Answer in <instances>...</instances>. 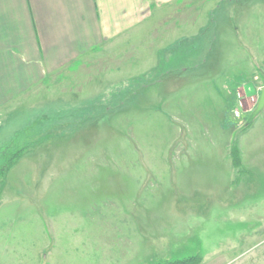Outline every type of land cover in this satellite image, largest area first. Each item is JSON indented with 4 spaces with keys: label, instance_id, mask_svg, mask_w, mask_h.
<instances>
[{
    "label": "rangeland",
    "instance_id": "1",
    "mask_svg": "<svg viewBox=\"0 0 264 264\" xmlns=\"http://www.w3.org/2000/svg\"><path fill=\"white\" fill-rule=\"evenodd\" d=\"M186 8L206 23L189 38L154 43L155 29H144L125 54L84 68L80 79L92 86L77 90L68 76L66 91L36 95L28 125L9 117L1 161L26 150L3 183L0 264L194 255L201 264H264V109L255 114L264 0ZM234 142L242 165L231 168Z\"/></svg>",
    "mask_w": 264,
    "mask_h": 264
},
{
    "label": "crops",
    "instance_id": "2",
    "mask_svg": "<svg viewBox=\"0 0 264 264\" xmlns=\"http://www.w3.org/2000/svg\"><path fill=\"white\" fill-rule=\"evenodd\" d=\"M189 1L0 0V132L15 117L18 124L28 125L36 95L66 91L68 76L74 77L70 81L77 83V90L92 86L91 79L87 85L80 79L84 68L112 60L115 52L125 54V46L141 43L144 29H155V36L149 33L154 43L189 38L190 29L206 24L199 16H188ZM180 8L185 10L182 20L177 16ZM140 64L146 67L142 58Z\"/></svg>",
    "mask_w": 264,
    "mask_h": 264
},
{
    "label": "trees",
    "instance_id": "3",
    "mask_svg": "<svg viewBox=\"0 0 264 264\" xmlns=\"http://www.w3.org/2000/svg\"><path fill=\"white\" fill-rule=\"evenodd\" d=\"M253 122L254 121L252 119L250 122H248L245 125L246 128L244 132H247L251 128ZM25 150L26 148L15 149L12 150L11 154H8L6 151L3 150L4 152L2 151L3 153H1L3 155L2 157L3 161H1V157H0V161H1L0 162V205H1V197L3 192V183L6 177L8 176L9 171L19 161ZM231 155L233 158V164L235 166H241L242 165L241 151L236 142H234V144L231 147ZM201 262H202V257L200 255H194L185 258L161 260L155 264H201Z\"/></svg>",
    "mask_w": 264,
    "mask_h": 264
},
{
    "label": "water",
    "instance_id": "4",
    "mask_svg": "<svg viewBox=\"0 0 264 264\" xmlns=\"http://www.w3.org/2000/svg\"><path fill=\"white\" fill-rule=\"evenodd\" d=\"M263 109H264V87L261 90V94L259 97V102H258L257 108L255 110V114L260 112Z\"/></svg>",
    "mask_w": 264,
    "mask_h": 264
},
{
    "label": "built area",
    "instance_id": "5",
    "mask_svg": "<svg viewBox=\"0 0 264 264\" xmlns=\"http://www.w3.org/2000/svg\"><path fill=\"white\" fill-rule=\"evenodd\" d=\"M240 109H241V107H237V108L235 109V115H236V116H239V115H240Z\"/></svg>",
    "mask_w": 264,
    "mask_h": 264
}]
</instances>
